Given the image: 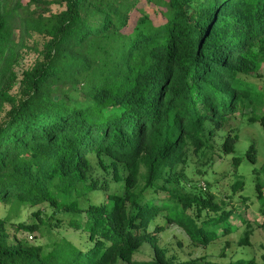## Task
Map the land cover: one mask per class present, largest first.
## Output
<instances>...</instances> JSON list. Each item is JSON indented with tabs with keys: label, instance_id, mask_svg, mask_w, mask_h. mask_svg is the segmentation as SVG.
I'll return each mask as SVG.
<instances>
[{
	"label": "trees",
	"instance_id": "obj_1",
	"mask_svg": "<svg viewBox=\"0 0 264 264\" xmlns=\"http://www.w3.org/2000/svg\"><path fill=\"white\" fill-rule=\"evenodd\" d=\"M140 1L0 0V264H205L170 256L157 240L165 224L151 230L154 219L202 244L248 220L245 196L235 212L179 185L191 151L236 128L248 104L246 76L264 61V0ZM34 32L43 48L20 76V46ZM251 118L264 125V113ZM230 136L226 151L235 148ZM100 168L112 169L115 188ZM96 190L104 200H91ZM60 210L85 214L69 222L85 232L82 244L11 232H51ZM145 241L154 255L135 257ZM222 264L262 263L251 255Z\"/></svg>",
	"mask_w": 264,
	"mask_h": 264
},
{
	"label": "rangeland",
	"instance_id": "obj_2",
	"mask_svg": "<svg viewBox=\"0 0 264 264\" xmlns=\"http://www.w3.org/2000/svg\"><path fill=\"white\" fill-rule=\"evenodd\" d=\"M15 1V0H12ZM24 2L28 0H23ZM147 0H141L139 4H147ZM52 10L61 8L57 2L49 3ZM135 16H132L134 20ZM17 40H20L19 29H15ZM26 45L20 46V54L15 69L21 76L23 69L31 66L39 51L43 48L45 36L34 32L26 36ZM249 79L250 95L247 96L248 104L237 112L235 121L236 128L217 129L209 137L210 146H205L198 151H191L186 165V175L181 177L179 188L182 192L197 195L205 198L213 197L222 207L235 206V212L240 210V200L245 196L248 198L245 207L248 211V220L239 229L223 233V228L218 231L220 238L208 244H202L193 240L190 235L176 222L167 221L165 218L157 217L151 230H154L155 223L162 221L165 226L157 231L158 243L165 247L170 256L176 261L205 256L210 261L205 264H222L230 259L238 257L248 258L251 255L264 264V125L260 118L253 119L252 115L259 117L264 113V61L256 68V71L246 76ZM18 86H14L13 93H16ZM228 135L234 145V150L226 151L224 142ZM254 144L256 159L253 160L247 155V149ZM100 175L105 174L112 188L115 183L112 181L113 172L100 168ZM238 179H243V186L237 191L233 185ZM262 186V195H259L257 183ZM213 194V196H211ZM152 193L149 194L151 196ZM106 197L105 191L96 190L92 193L91 200L100 202ZM156 201H161L159 194L154 196ZM29 208L22 205L20 219L28 221ZM55 215L62 220L60 226L53 225L51 232L15 230L11 228L12 234L19 237H28L31 242L50 241L66 235L71 241L82 244L85 240V232L73 230L69 225L70 220L75 217H85L84 213H74L67 210L56 211ZM18 218H16L17 220ZM232 222V218H230ZM226 225L229 224L225 222ZM45 228V226H43ZM251 228L249 243H239L238 239L244 234L246 228ZM154 255V246L145 241L140 250L135 253L137 258H149Z\"/></svg>",
	"mask_w": 264,
	"mask_h": 264
}]
</instances>
